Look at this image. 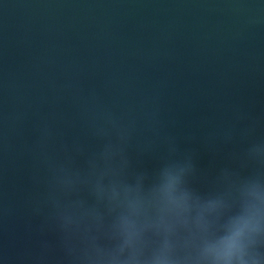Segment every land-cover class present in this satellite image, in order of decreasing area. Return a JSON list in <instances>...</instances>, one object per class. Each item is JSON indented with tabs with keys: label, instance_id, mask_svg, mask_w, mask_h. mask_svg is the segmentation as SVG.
<instances>
[{
	"label": "water",
	"instance_id": "95a60500",
	"mask_svg": "<svg viewBox=\"0 0 264 264\" xmlns=\"http://www.w3.org/2000/svg\"><path fill=\"white\" fill-rule=\"evenodd\" d=\"M0 264H264V0H0Z\"/></svg>",
	"mask_w": 264,
	"mask_h": 264
}]
</instances>
